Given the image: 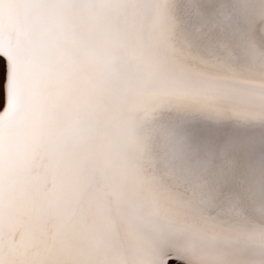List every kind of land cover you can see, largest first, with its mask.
Returning a JSON list of instances; mask_svg holds the SVG:
<instances>
[{"label": "snow or ice", "instance_id": "snow-or-ice-1", "mask_svg": "<svg viewBox=\"0 0 264 264\" xmlns=\"http://www.w3.org/2000/svg\"><path fill=\"white\" fill-rule=\"evenodd\" d=\"M0 264H264V0H0Z\"/></svg>", "mask_w": 264, "mask_h": 264}, {"label": "rangeland", "instance_id": "rangeland-1", "mask_svg": "<svg viewBox=\"0 0 264 264\" xmlns=\"http://www.w3.org/2000/svg\"><path fill=\"white\" fill-rule=\"evenodd\" d=\"M4 80H5L4 62L2 60V57H0V110L4 102Z\"/></svg>", "mask_w": 264, "mask_h": 264}, {"label": "bare ground", "instance_id": "bare-ground-1", "mask_svg": "<svg viewBox=\"0 0 264 264\" xmlns=\"http://www.w3.org/2000/svg\"><path fill=\"white\" fill-rule=\"evenodd\" d=\"M2 60H3V57H2ZM3 62H4V60H3ZM4 63H5V62H4ZM4 73H5V72H4ZM3 103H4V102H3ZM2 108H3V106H2ZM2 108H1V109H2Z\"/></svg>", "mask_w": 264, "mask_h": 264}, {"label": "water", "instance_id": "water-1", "mask_svg": "<svg viewBox=\"0 0 264 264\" xmlns=\"http://www.w3.org/2000/svg\"><path fill=\"white\" fill-rule=\"evenodd\" d=\"M2 110V109H1Z\"/></svg>", "mask_w": 264, "mask_h": 264}]
</instances>
